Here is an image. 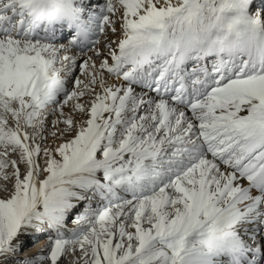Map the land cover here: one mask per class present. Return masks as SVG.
<instances>
[{"label":"snow or ice","instance_id":"obj_1","mask_svg":"<svg viewBox=\"0 0 264 264\" xmlns=\"http://www.w3.org/2000/svg\"><path fill=\"white\" fill-rule=\"evenodd\" d=\"M0 264H264V0H0Z\"/></svg>","mask_w":264,"mask_h":264}]
</instances>
